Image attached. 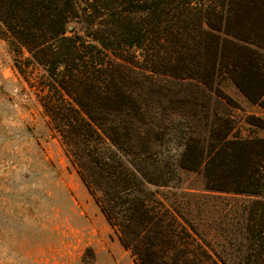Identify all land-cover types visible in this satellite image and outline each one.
<instances>
[{"label": "trees", "instance_id": "16d2710c", "mask_svg": "<svg viewBox=\"0 0 264 264\" xmlns=\"http://www.w3.org/2000/svg\"><path fill=\"white\" fill-rule=\"evenodd\" d=\"M0 22L13 51L45 71L42 105L74 164L98 174L85 183L137 264H264V119L248 116L260 131L250 136L220 125L182 134L173 154L166 124L146 148L119 138L126 116L144 115L138 89L154 75L217 92L230 78L264 110V0H0ZM183 170L200 172L206 191L248 198L233 209L236 252L214 248L194 216L154 204L150 187Z\"/></svg>", "mask_w": 264, "mask_h": 264}, {"label": "rangeland", "instance_id": "374dc122", "mask_svg": "<svg viewBox=\"0 0 264 264\" xmlns=\"http://www.w3.org/2000/svg\"><path fill=\"white\" fill-rule=\"evenodd\" d=\"M28 58L24 49L13 51L0 22V264H137L96 203L95 194L101 192L94 181L91 188L85 183L98 174L74 164L54 128L42 105L46 73ZM147 80L138 89L143 117L136 108L125 117L126 133L119 134L122 140L138 136L136 149L156 142L164 124L169 154L182 149V134L198 139L219 125L229 126L232 135L260 133L247 118L264 119V110L230 78L220 82L218 92L193 80L160 75ZM138 128L145 134L137 135ZM150 188L162 211L194 216L214 248L239 249L240 217L233 209L247 197L206 191L201 173L192 170L181 171L180 180L170 186Z\"/></svg>", "mask_w": 264, "mask_h": 264}]
</instances>
